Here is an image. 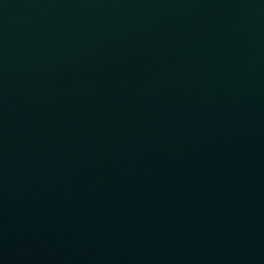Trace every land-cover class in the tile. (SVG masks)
<instances>
[{"label":"water","instance_id":"95a60500","mask_svg":"<svg viewBox=\"0 0 264 264\" xmlns=\"http://www.w3.org/2000/svg\"><path fill=\"white\" fill-rule=\"evenodd\" d=\"M0 264H264V0H0Z\"/></svg>","mask_w":264,"mask_h":264}]
</instances>
